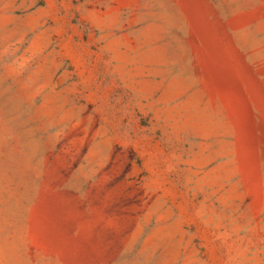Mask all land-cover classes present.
I'll use <instances>...</instances> for the list:
<instances>
[{"label": "rangeland", "instance_id": "374dc122", "mask_svg": "<svg viewBox=\"0 0 264 264\" xmlns=\"http://www.w3.org/2000/svg\"><path fill=\"white\" fill-rule=\"evenodd\" d=\"M0 264H264V0H0Z\"/></svg>", "mask_w": 264, "mask_h": 264}]
</instances>
